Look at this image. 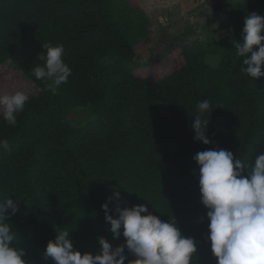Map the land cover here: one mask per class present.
Listing matches in <instances>:
<instances>
[{
	"label": "trees",
	"instance_id": "obj_1",
	"mask_svg": "<svg viewBox=\"0 0 264 264\" xmlns=\"http://www.w3.org/2000/svg\"><path fill=\"white\" fill-rule=\"evenodd\" d=\"M210 4L227 34L210 21L191 40L189 20L181 32L153 31L161 23L130 0H0V95L29 96L15 126L0 117V198L19 204L9 222L29 264H53L43 250L57 230L82 253L98 252L100 236L122 243L102 208L117 189L121 206L147 204L196 238L193 264H216L193 157L222 148L252 164L264 153V76L242 71L233 43H243L250 12L264 15V0ZM43 45H62L71 69L55 93L32 71ZM203 100L209 145L191 128Z\"/></svg>",
	"mask_w": 264,
	"mask_h": 264
},
{
	"label": "clouds",
	"instance_id": "obj_2",
	"mask_svg": "<svg viewBox=\"0 0 264 264\" xmlns=\"http://www.w3.org/2000/svg\"><path fill=\"white\" fill-rule=\"evenodd\" d=\"M233 43L236 55L243 57L246 66L242 71L253 79L264 76V15L250 12L244 20L243 43ZM43 47L46 55L41 53L39 59L44 64L32 71L37 80L49 82L48 88L55 93L68 82L71 69L62 58V45ZM28 100L23 91L0 95V117L15 126L17 114ZM209 109L208 100L198 103L191 123L194 139L205 145L212 143L208 135L210 119L205 116ZM7 147L8 141L0 140V148ZM193 159L198 164L200 199L209 221L207 239L216 264H264V153L252 164L222 148L197 152ZM120 198L121 192L114 190L102 208L113 239L122 236V243L113 246L100 236L98 252L82 253L74 247L68 230H57L43 250V260L53 264H125L126 260L127 264H193V257L198 255L196 238L182 234L177 221L160 219L147 204L121 206ZM113 200L114 209L109 207ZM17 211L16 199L0 198V264H29L24 258L26 249L20 246L9 222Z\"/></svg>",
	"mask_w": 264,
	"mask_h": 264
},
{
	"label": "rangeland",
	"instance_id": "obj_3",
	"mask_svg": "<svg viewBox=\"0 0 264 264\" xmlns=\"http://www.w3.org/2000/svg\"><path fill=\"white\" fill-rule=\"evenodd\" d=\"M130 2L140 6L149 17L155 18L153 20L161 23L158 27L154 25L153 31L171 26L172 31L181 32L186 26L182 21L189 20L196 30L190 38L191 40L203 38L204 29L201 26L208 24L210 21L214 22V29L218 30V33L222 36H225L228 32L226 24H222L221 20L216 17L214 9L211 8L210 0H130ZM211 10L212 14H209ZM210 62L212 65H216L218 60L212 58ZM76 113H82V111L76 110Z\"/></svg>",
	"mask_w": 264,
	"mask_h": 264
}]
</instances>
